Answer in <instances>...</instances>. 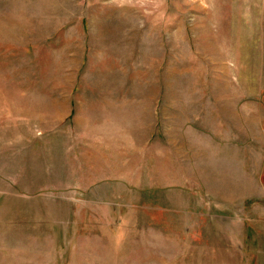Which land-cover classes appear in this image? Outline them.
Wrapping results in <instances>:
<instances>
[{"label": "rangeland", "instance_id": "obj_1", "mask_svg": "<svg viewBox=\"0 0 264 264\" xmlns=\"http://www.w3.org/2000/svg\"><path fill=\"white\" fill-rule=\"evenodd\" d=\"M0 264H264V0H0Z\"/></svg>", "mask_w": 264, "mask_h": 264}, {"label": "crops", "instance_id": "obj_2", "mask_svg": "<svg viewBox=\"0 0 264 264\" xmlns=\"http://www.w3.org/2000/svg\"><path fill=\"white\" fill-rule=\"evenodd\" d=\"M85 109H87V110H93V106L91 105H88L87 107H85ZM117 126H115L116 128H120V129H122V127L121 126H119L117 123H116V121L114 122ZM117 134H120V136H124L123 138H118V141L119 142H121V143H125V144H122V146H121V143H120V145H119V147H118V149L116 150L115 148L112 150V152L114 153H117V155H115V153L113 154V159H114V161L115 162H113V163H110V165L109 166H111V168L112 167H117V168H112L113 170H114V172L115 173H117V172H119V170H120V168L118 167V166H121V163H119L118 161H119V159H121V155L124 157V158H126V154H127V150H129V151H139L140 150V148L139 147H136V145L139 143L138 142V140L136 139V138H134V137H130L129 139H127V137H128V134L127 133H125V132H119V133H117ZM114 140L116 141L117 139L116 138H114ZM129 143V145L130 146H126L127 144ZM137 151V152H138ZM103 157H106L105 156V153L103 154ZM118 162V163H117ZM126 165V163L125 162H123V164H122V166H125ZM120 175L121 174H119V177H120Z\"/></svg>", "mask_w": 264, "mask_h": 264}]
</instances>
